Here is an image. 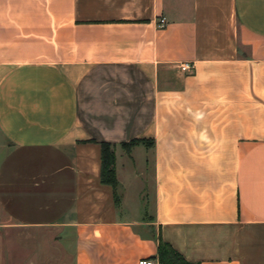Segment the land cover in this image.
Here are the masks:
<instances>
[{
  "label": "crops",
  "instance_id": "1",
  "mask_svg": "<svg viewBox=\"0 0 264 264\" xmlns=\"http://www.w3.org/2000/svg\"><path fill=\"white\" fill-rule=\"evenodd\" d=\"M0 212L70 264H264V0H0Z\"/></svg>",
  "mask_w": 264,
  "mask_h": 264
},
{
  "label": "rangeland",
  "instance_id": "2",
  "mask_svg": "<svg viewBox=\"0 0 264 264\" xmlns=\"http://www.w3.org/2000/svg\"><path fill=\"white\" fill-rule=\"evenodd\" d=\"M149 143L143 142L138 144L136 147H144L146 150H151L152 147L148 146ZM123 153H125L122 150ZM120 166V165H119ZM119 172H121V167H119ZM150 173V169L146 171ZM122 178V175H120ZM122 182L125 183V181ZM148 188L151 189V181L148 180ZM126 185V196L127 209L130 212H123L121 218L134 219L139 216L137 209L138 197L135 195L136 192L141 191L142 184L139 181L135 183L127 181ZM145 197L143 196V199ZM152 204L147 205L145 218L148 220L152 215ZM4 222L9 224L7 218L3 216L0 212V223ZM60 235V232L55 229H44V230H34V229H22V228H12V227H0V248L2 249L0 264H70V261L62 256L60 249L54 244L55 239ZM30 237L36 239V242H30ZM32 247H37V255L33 253Z\"/></svg>",
  "mask_w": 264,
  "mask_h": 264
},
{
  "label": "trees",
  "instance_id": "3",
  "mask_svg": "<svg viewBox=\"0 0 264 264\" xmlns=\"http://www.w3.org/2000/svg\"><path fill=\"white\" fill-rule=\"evenodd\" d=\"M147 142L145 140H132L128 143L121 144V149L129 154L131 149L138 144ZM149 145H153L152 141H148ZM100 147V183L111 187L113 190L117 187L115 173V146L113 144L101 142ZM156 260L158 264H194L186 261L180 253H178L169 243L163 241L160 237L156 250Z\"/></svg>",
  "mask_w": 264,
  "mask_h": 264
},
{
  "label": "built area",
  "instance_id": "4",
  "mask_svg": "<svg viewBox=\"0 0 264 264\" xmlns=\"http://www.w3.org/2000/svg\"><path fill=\"white\" fill-rule=\"evenodd\" d=\"M159 25H160V27H163L164 25H165V20L164 19H161L160 21H159ZM180 70L182 71V72H188V71H190L191 70V66L189 65V64H182V65H180ZM138 264H155L154 262H152L151 260H149V259H142V260H140L139 262H138Z\"/></svg>",
  "mask_w": 264,
  "mask_h": 264
}]
</instances>
